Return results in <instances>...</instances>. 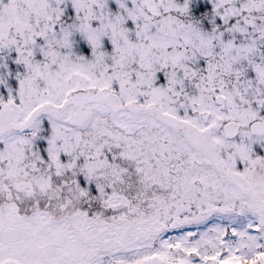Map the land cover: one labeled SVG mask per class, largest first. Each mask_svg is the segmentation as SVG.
Returning a JSON list of instances; mask_svg holds the SVG:
<instances>
[{
  "label": "snow or ice",
  "instance_id": "6c2138e0",
  "mask_svg": "<svg viewBox=\"0 0 264 264\" xmlns=\"http://www.w3.org/2000/svg\"><path fill=\"white\" fill-rule=\"evenodd\" d=\"M0 264H264V0H0Z\"/></svg>",
  "mask_w": 264,
  "mask_h": 264
}]
</instances>
